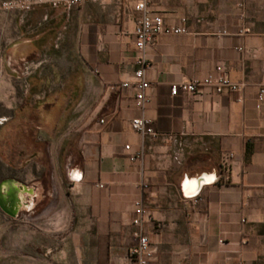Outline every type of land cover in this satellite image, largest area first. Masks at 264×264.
I'll list each match as a JSON object with an SVG mask.
<instances>
[{"label": "crops", "instance_id": "1", "mask_svg": "<svg viewBox=\"0 0 264 264\" xmlns=\"http://www.w3.org/2000/svg\"><path fill=\"white\" fill-rule=\"evenodd\" d=\"M149 1L170 23L186 18L188 33L159 35L146 51L151 101L144 112L133 90L117 86L141 66L135 0H120L112 19L101 14L88 25L79 22L76 73L67 90L55 92L77 112L70 153L50 159L46 192L39 182L15 180L32 190L29 234L20 224L14 238L29 264H135L130 250L139 198L153 216L143 226L157 250L150 264H264V0ZM8 42L5 68L9 54L10 63L33 54H19V42ZM218 64L241 89L172 95L173 84L216 75ZM141 116L157 138L143 139L133 129L132 120ZM190 140L217 163L199 172L172 164L170 144ZM138 153L141 158L131 160Z\"/></svg>", "mask_w": 264, "mask_h": 264}, {"label": "rangeland", "instance_id": "2", "mask_svg": "<svg viewBox=\"0 0 264 264\" xmlns=\"http://www.w3.org/2000/svg\"><path fill=\"white\" fill-rule=\"evenodd\" d=\"M119 1L106 0L95 6L71 8L50 6L42 11L0 12V183L8 178L31 185L39 182V188L48 191L53 169L50 159L69 155L68 146L78 128L75 108L69 109L55 92L67 90L68 82L76 73L72 51L79 22L88 25L102 18L101 14L104 20L112 19L119 9ZM36 12L39 16L47 13V17L36 20L32 15ZM93 13H98V17ZM39 32L43 35L36 38ZM8 39L19 42V54L33 53L36 57L10 63L9 54L5 68L2 55ZM37 104L39 118L34 113ZM188 143V146L170 144L172 164L199 172L217 163L216 155L210 158L209 154L208 158L196 140ZM23 196L25 203L17 219L0 207V264H29L28 256H21L14 239L20 233V224L27 226L24 232L26 236L29 234V197ZM33 217L35 220V214Z\"/></svg>", "mask_w": 264, "mask_h": 264}, {"label": "built area", "instance_id": "3", "mask_svg": "<svg viewBox=\"0 0 264 264\" xmlns=\"http://www.w3.org/2000/svg\"><path fill=\"white\" fill-rule=\"evenodd\" d=\"M102 0H0V12L4 11H27L38 6L51 7H82L91 3H98ZM135 9L139 13L135 24L136 46L139 51L138 63L141 65L132 76L117 85L120 88H129L135 95L136 106L144 112L151 101L149 89L151 84L147 79L146 70L148 67L146 51L155 48L156 38L159 35L167 34H185L188 28L185 26L186 18H181L180 24L168 22L159 12L150 4L149 0H135ZM241 52H246L244 47L238 48ZM218 74H209L205 78L194 81H184L175 83L171 86L173 96L179 93H192L196 96H202L205 89L209 88L210 94H221L227 91H235L242 88L239 83L233 82L227 75L222 64L216 66ZM115 88L116 86H112ZM259 100H264V76L259 86ZM104 122V120H101ZM133 129L141 137L157 138L158 132L153 127L150 120L141 116L134 118L131 122ZM129 148V146H126ZM141 158V153L131 156L135 161ZM102 186V185H101ZM146 187H148L146 185ZM200 199V198H199ZM134 218L132 224L138 227L135 235L136 243L130 250V259L135 264H150L155 260L156 247L151 244L148 234L143 230V226L153 223V216L150 209L144 204L143 199L139 198L134 202Z\"/></svg>", "mask_w": 264, "mask_h": 264}, {"label": "water", "instance_id": "4", "mask_svg": "<svg viewBox=\"0 0 264 264\" xmlns=\"http://www.w3.org/2000/svg\"><path fill=\"white\" fill-rule=\"evenodd\" d=\"M15 179H5L0 183V207L12 217H16L22 204L25 203L23 195H29L30 192L25 190V186L18 185L19 190L11 186Z\"/></svg>", "mask_w": 264, "mask_h": 264}, {"label": "bare ground", "instance_id": "5", "mask_svg": "<svg viewBox=\"0 0 264 264\" xmlns=\"http://www.w3.org/2000/svg\"><path fill=\"white\" fill-rule=\"evenodd\" d=\"M211 179H212V178H211ZM203 181H208V179H207L206 176L203 177ZM11 186L14 187V188H17V189L19 190L18 184H17L16 182H12V183H11ZM25 190H27V191L30 192V193L32 192V190L29 189L28 187H25ZM23 198H24V196H23Z\"/></svg>", "mask_w": 264, "mask_h": 264}, {"label": "trees", "instance_id": "6", "mask_svg": "<svg viewBox=\"0 0 264 264\" xmlns=\"http://www.w3.org/2000/svg\"><path fill=\"white\" fill-rule=\"evenodd\" d=\"M30 58H33L34 57V55L33 54H31L30 56H29ZM24 109V108H23ZM40 109V105L39 104H37V106L34 108V110H35V114H36V117L37 118H39V115H40V112L38 113V110ZM28 114V113H27ZM29 115H30V113H29Z\"/></svg>", "mask_w": 264, "mask_h": 264}]
</instances>
